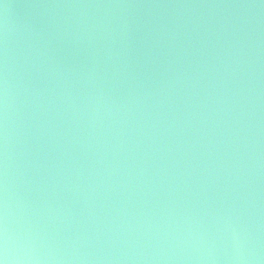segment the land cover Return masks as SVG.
<instances>
[{
    "label": "water",
    "instance_id": "water-1",
    "mask_svg": "<svg viewBox=\"0 0 264 264\" xmlns=\"http://www.w3.org/2000/svg\"><path fill=\"white\" fill-rule=\"evenodd\" d=\"M4 264H264V0H0Z\"/></svg>",
    "mask_w": 264,
    "mask_h": 264
},
{
    "label": "clouds",
    "instance_id": "clouds-1",
    "mask_svg": "<svg viewBox=\"0 0 264 264\" xmlns=\"http://www.w3.org/2000/svg\"><path fill=\"white\" fill-rule=\"evenodd\" d=\"M0 264H4V261L3 260H0Z\"/></svg>",
    "mask_w": 264,
    "mask_h": 264
}]
</instances>
